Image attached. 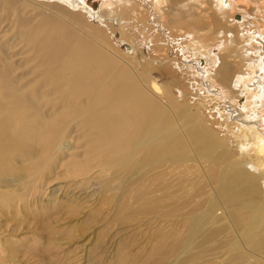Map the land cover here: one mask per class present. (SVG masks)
<instances>
[{
  "label": "bare ground",
  "instance_id": "6f19581e",
  "mask_svg": "<svg viewBox=\"0 0 264 264\" xmlns=\"http://www.w3.org/2000/svg\"><path fill=\"white\" fill-rule=\"evenodd\" d=\"M40 1L0 0V218L36 199L49 177L69 182L62 199L76 210L93 195L102 203L113 189L124 193L136 175L155 170L154 178H186L185 187H174V208L192 205L191 243L175 264H209L217 231L222 248L233 236L226 258L236 250L239 264H264V168H235L234 152L201 112L160 84L152 75L157 65L140 63L133 37L122 31L127 51H118L88 20L122 30L128 19H145L140 40L154 42L171 28L174 40L204 54L208 75L223 90L232 98L248 94L246 105L263 125L252 144L264 165V0H100L99 7L96 0ZM150 18L159 34L144 29ZM161 185L165 198L168 185ZM1 232L0 264H14Z\"/></svg>",
  "mask_w": 264,
  "mask_h": 264
},
{
  "label": "rangeland",
  "instance_id": "374dc122",
  "mask_svg": "<svg viewBox=\"0 0 264 264\" xmlns=\"http://www.w3.org/2000/svg\"><path fill=\"white\" fill-rule=\"evenodd\" d=\"M60 1L41 0L40 2L51 4ZM99 1L95 2L97 7H99ZM118 1L115 0V2ZM242 10L244 11L238 8L236 11L237 18L240 15L241 18L240 16L239 18L242 19ZM142 11V15L146 18L147 10L142 9ZM238 11L241 12L238 13ZM37 12L35 15L44 14V11L38 10ZM228 18L230 19L229 15ZM88 20L92 25L98 24L96 27L100 31L103 29L106 32L118 51H127L128 44L123 42L122 37L120 38L122 31L128 38L133 37L132 40L136 42L133 41L136 48L135 53L140 63L143 66H147L149 62L157 65V68L152 69V75L160 84L170 88L171 93L179 102L185 103L184 105H193L191 107L195 111L201 112L204 122L213 129L216 139L223 140L232 153L234 152L233 158L239 162L235 168H254L249 166L250 163L257 168H264L263 161L257 157L252 144L257 137L259 127L261 129L263 125L261 126L260 117L251 113L248 107L251 103L246 105L249 102L248 94L242 93L243 96H241L239 93V98H232L230 93L223 90L213 75H208L207 60L204 54L195 56L184 41L179 40L181 44L178 42L179 36L177 35L174 40L170 27L169 30L162 32V37L156 35L154 42L147 41L146 43L145 40H140L141 36L137 26L140 25L142 28L141 25L145 22L140 21L145 19L139 22L128 19L127 27L124 26L122 30L115 27L113 22L103 18L96 20L97 23L91 17H88ZM149 20L151 21L152 18ZM150 21L144 25V29L149 28L148 33L153 31L152 33L159 34L156 23ZM133 30L135 33L132 32ZM181 45L185 49L187 46V49H183ZM137 68L139 69L140 66L138 65ZM22 72L25 70L19 71V73ZM245 156L246 160L240 161ZM189 165L192 166V163L190 162ZM113 172L116 171L113 169ZM150 173L158 176L155 170ZM150 173L144 177L136 175L132 178L124 193L119 188L113 189L112 193L106 196L107 198H101V201L105 199L102 203L100 200L93 203L92 200L98 197L97 194L93 195V199L88 198L90 202H85L83 206L78 204L76 210H73V207L62 199L67 192L69 182L64 181L62 177H59L60 180L50 181L51 177H49L36 197L41 200L33 199L19 210L9 209L0 218L3 222L0 225L1 233L9 238L7 241L11 243L10 254L15 259L14 264H175L178 255L191 243L189 230L193 216L192 205L184 201L183 205L180 202V210L174 208L177 205V199L173 196L176 185L185 187L183 181L186 178L177 174L173 176L174 179L172 176H167L166 179L154 178ZM127 175L128 172H124L115 182L116 186L123 182ZM56 176L59 175L55 174L53 178ZM145 177H148L146 183L143 182ZM144 184L145 187H143ZM161 184L168 185L167 190L169 191L165 198L160 197L161 191L158 189H162ZM99 187L100 185H94L91 189L96 190ZM151 187L153 192L150 190ZM77 190L82 191L81 189H70V194ZM78 193L86 194L84 190ZM183 194L186 196V191H183ZM109 198L111 202H108ZM214 238L218 240L216 241L217 250L212 252L213 259L209 264H239L240 256H237L236 250L229 255V258H226L225 249L232 243L233 236L225 238L223 248L220 245L223 233L217 231ZM244 256V259L247 258L246 255ZM177 264H182V261ZM203 264H208V262Z\"/></svg>",
  "mask_w": 264,
  "mask_h": 264
}]
</instances>
